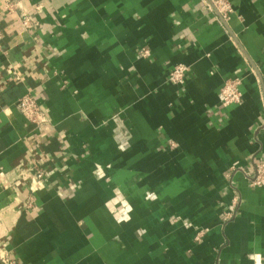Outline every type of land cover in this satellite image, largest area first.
Masks as SVG:
<instances>
[{
	"label": "crops",
	"instance_id": "obj_1",
	"mask_svg": "<svg viewBox=\"0 0 264 264\" xmlns=\"http://www.w3.org/2000/svg\"><path fill=\"white\" fill-rule=\"evenodd\" d=\"M230 2L227 28L202 0H0L1 254L264 264V187L231 172L264 163V0ZM233 78L243 100L225 107ZM26 93L41 129L17 107Z\"/></svg>",
	"mask_w": 264,
	"mask_h": 264
},
{
	"label": "built area",
	"instance_id": "obj_2",
	"mask_svg": "<svg viewBox=\"0 0 264 264\" xmlns=\"http://www.w3.org/2000/svg\"><path fill=\"white\" fill-rule=\"evenodd\" d=\"M202 1L205 9L208 12L213 13L217 20H219L223 26L228 28L232 15L234 14V7L230 0ZM4 4L8 11L13 12L16 10L17 6H19L20 0H4ZM22 21L26 28H32L35 25L34 20L26 13L22 15ZM140 53L142 57H149L151 55V50L149 48H142ZM188 70V66L185 64L176 65L169 74V80L174 84H184ZM17 79L19 78L17 77ZM241 84L242 81L240 78L229 79L225 82L221 90L222 104L225 107L232 104H240L242 102L243 92ZM17 107L23 116H25V118L37 128L41 129L48 124L49 118L46 111L31 93L23 94L17 101ZM36 168L37 177L42 179L45 175V171L40 167ZM231 169V172L241 171L251 187H264V163H256L252 170H245L237 167ZM27 206L35 207L32 200L28 202ZM226 217L227 219H230L232 214L228 213ZM0 264H14V261L7 255L0 253Z\"/></svg>",
	"mask_w": 264,
	"mask_h": 264
},
{
	"label": "clouds",
	"instance_id": "obj_3",
	"mask_svg": "<svg viewBox=\"0 0 264 264\" xmlns=\"http://www.w3.org/2000/svg\"><path fill=\"white\" fill-rule=\"evenodd\" d=\"M250 258H254L256 260V264H260V256H259V254H256L254 257H250Z\"/></svg>",
	"mask_w": 264,
	"mask_h": 264
}]
</instances>
